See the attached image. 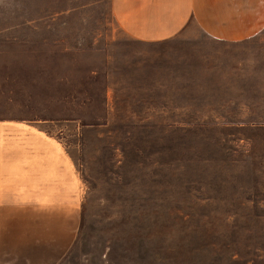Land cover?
Segmentation results:
<instances>
[{
	"label": "rangeland",
	"instance_id": "1",
	"mask_svg": "<svg viewBox=\"0 0 264 264\" xmlns=\"http://www.w3.org/2000/svg\"><path fill=\"white\" fill-rule=\"evenodd\" d=\"M259 43L139 42L110 0H0V150L32 151L0 165L78 203L0 207V264H52L58 240L55 264H264Z\"/></svg>",
	"mask_w": 264,
	"mask_h": 264
},
{
	"label": "crops",
	"instance_id": "2",
	"mask_svg": "<svg viewBox=\"0 0 264 264\" xmlns=\"http://www.w3.org/2000/svg\"><path fill=\"white\" fill-rule=\"evenodd\" d=\"M110 11L116 25L131 39L139 42L164 41L190 27L199 29L203 35L219 44L232 46L249 42L264 33V0H110ZM258 46L264 47V43ZM261 49L257 69L264 77V48ZM262 94L264 105V81ZM248 125L264 126V120L251 121ZM32 136L27 135L26 141L32 140ZM23 156L32 157V151L17 153L8 149L0 150V158L12 160ZM11 160L0 165V207L78 204L73 199L60 197L65 188L42 184L35 189L33 176L22 179L10 173L8 168ZM19 181L25 184H19ZM57 232L69 238V241L73 238V231L66 227ZM68 245L62 240L56 241L53 247L56 257L52 264L59 261Z\"/></svg>",
	"mask_w": 264,
	"mask_h": 264
}]
</instances>
